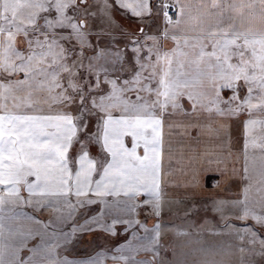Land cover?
Here are the masks:
<instances>
[{
	"label": "snow or ice",
	"instance_id": "1",
	"mask_svg": "<svg viewBox=\"0 0 264 264\" xmlns=\"http://www.w3.org/2000/svg\"><path fill=\"white\" fill-rule=\"evenodd\" d=\"M166 226L227 244L170 261ZM109 254L264 264V0H0V264Z\"/></svg>",
	"mask_w": 264,
	"mask_h": 264
},
{
	"label": "rangeland",
	"instance_id": "2",
	"mask_svg": "<svg viewBox=\"0 0 264 264\" xmlns=\"http://www.w3.org/2000/svg\"><path fill=\"white\" fill-rule=\"evenodd\" d=\"M161 219L170 224L182 223L180 217V210H178L176 206L165 207ZM189 232L190 235H176L169 227L166 226L165 228H163L161 231V235L159 237L160 245L158 248L161 256L167 258L170 261L173 260L182 261L184 259L193 258V252H192L193 249H198L203 247L205 249L219 250L220 248L226 246L227 244V237H225L223 234L220 233L210 232L207 230H204L202 232H195L192 231L191 229H189ZM99 236L101 235L95 236L94 239L97 238L100 244L104 243L102 249L108 252L109 249L107 247L105 238H103V240H100L101 237ZM95 245H96V240L94 242L93 241L89 242L83 251L69 250L68 252L70 253L88 252V250L93 248L92 246ZM138 255L143 256L145 255V253L140 252V254L138 253ZM149 255H151V253H149ZM234 255L235 257L238 258L239 252H236ZM92 257L95 258V256L89 255V256H84L82 258L79 257L68 260H84ZM105 264H110V263L105 262Z\"/></svg>",
	"mask_w": 264,
	"mask_h": 264
},
{
	"label": "crops",
	"instance_id": "3",
	"mask_svg": "<svg viewBox=\"0 0 264 264\" xmlns=\"http://www.w3.org/2000/svg\"><path fill=\"white\" fill-rule=\"evenodd\" d=\"M173 131H174V134L179 132L178 129H175ZM177 151H178V149H177ZM209 175H211V174H209ZM209 183H208V185H206L207 187L211 186V182L210 181H209ZM96 210H99L98 206H97ZM81 215H83V210H81ZM97 235H101V236H99V237H101L100 240H103V238H105V236H107L108 234L102 233L100 230H95L92 233H84L83 236L80 237V242L79 243H74V244H72V245H70V246H68L66 248H61L59 250V253H61L60 255L64 256V257H67L68 259L79 258V257L82 258L84 256H89V255L94 256V254L98 253L102 249V247L104 245V243L100 244L97 238L94 239V237L97 236ZM35 239H39V237H36ZM95 240H96V245L92 246L93 248L88 250V252H72V253L68 252L69 250H82L83 251L85 249L86 245L89 242H91V241L94 242ZM103 258H104V261L106 263L113 264V262L111 260V254L105 255Z\"/></svg>",
	"mask_w": 264,
	"mask_h": 264
}]
</instances>
